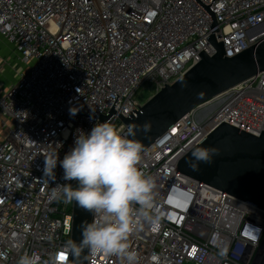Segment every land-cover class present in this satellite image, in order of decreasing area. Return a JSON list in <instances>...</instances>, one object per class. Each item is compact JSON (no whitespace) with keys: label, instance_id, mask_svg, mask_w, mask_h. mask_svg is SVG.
Here are the masks:
<instances>
[{"label":"built area","instance_id":"2783aa9c","mask_svg":"<svg viewBox=\"0 0 264 264\" xmlns=\"http://www.w3.org/2000/svg\"><path fill=\"white\" fill-rule=\"evenodd\" d=\"M210 35L227 57L263 41L264 0H0V38L23 68L0 95L9 129L0 142V264L25 254L66 264L73 202L51 197L68 183L59 160L78 131L107 122L123 134L120 118L142 107L139 88L158 93L201 52L212 56ZM222 122L264 131V73L193 110L141 156L160 226L144 223L129 238L137 264H264V210L175 172ZM87 264L123 262L88 254Z\"/></svg>","mask_w":264,"mask_h":264},{"label":"water","instance_id":"95a60500","mask_svg":"<svg viewBox=\"0 0 264 264\" xmlns=\"http://www.w3.org/2000/svg\"><path fill=\"white\" fill-rule=\"evenodd\" d=\"M214 48L212 56L204 52L199 61L181 78L151 97L139 111L120 118L123 133L142 144L143 153L156 144L182 118L213 98L264 73V40L244 52L227 57L222 43L214 35L206 39ZM214 149L210 160L197 161L194 153ZM194 181L223 195H230L264 210V131L256 137L222 122L200 143L182 156L175 168ZM92 214L73 202L72 228L66 264H87V251L74 254L81 240L82 224Z\"/></svg>","mask_w":264,"mask_h":264},{"label":"clouds","instance_id":"9594fccd","mask_svg":"<svg viewBox=\"0 0 264 264\" xmlns=\"http://www.w3.org/2000/svg\"><path fill=\"white\" fill-rule=\"evenodd\" d=\"M142 144L116 127L104 122L90 132L78 131L74 147L59 160L63 179L51 191L53 199L75 202L92 214L91 222L82 224L81 240L74 254L87 251L95 258L118 257L123 264H137V254L129 249V238L148 223L158 230L160 217L153 211L155 183L138 168ZM214 149L194 153L197 161L208 162ZM58 156L50 162L52 174ZM71 182H75V186ZM18 264H35L27 254Z\"/></svg>","mask_w":264,"mask_h":264},{"label":"crops","instance_id":"0c3cea01","mask_svg":"<svg viewBox=\"0 0 264 264\" xmlns=\"http://www.w3.org/2000/svg\"><path fill=\"white\" fill-rule=\"evenodd\" d=\"M23 68L17 63L13 49L3 39L0 38V95H2L21 73ZM4 121L0 116V132L2 134ZM4 130V129H3ZM1 137V136H0ZM3 138H0V142ZM5 138V137H4ZM3 138V139H4Z\"/></svg>","mask_w":264,"mask_h":264},{"label":"rangeland","instance_id":"374dc122","mask_svg":"<svg viewBox=\"0 0 264 264\" xmlns=\"http://www.w3.org/2000/svg\"><path fill=\"white\" fill-rule=\"evenodd\" d=\"M155 94H156V90H155L154 85L149 84V83H145L139 88V90L137 91V93L135 95V98L137 99V101L140 104L144 105ZM3 126H4L3 127L4 130L2 129V134L0 132V136L2 137V135H3V138L4 137L6 138V136L8 135L9 129H8L7 124L5 122H4ZM3 138L1 140H4Z\"/></svg>","mask_w":264,"mask_h":264}]
</instances>
